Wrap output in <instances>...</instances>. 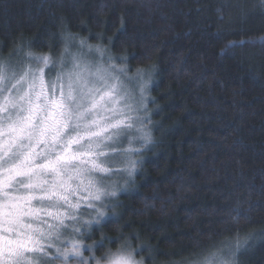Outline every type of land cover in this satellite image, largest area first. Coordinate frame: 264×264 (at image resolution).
I'll return each instance as SVG.
<instances>
[{
  "label": "trees",
  "instance_id": "1",
  "mask_svg": "<svg viewBox=\"0 0 264 264\" xmlns=\"http://www.w3.org/2000/svg\"><path fill=\"white\" fill-rule=\"evenodd\" d=\"M62 33L71 52L98 46L124 79L148 78L151 142L131 143L135 175L84 245L193 264L239 238L236 264H264L262 0H0V58L58 54Z\"/></svg>",
  "mask_w": 264,
  "mask_h": 264
},
{
  "label": "snow or ice",
  "instance_id": "2",
  "mask_svg": "<svg viewBox=\"0 0 264 264\" xmlns=\"http://www.w3.org/2000/svg\"><path fill=\"white\" fill-rule=\"evenodd\" d=\"M74 39L62 33L58 54L28 48L18 49V58H0V264H89L76 237L88 235L106 215L105 197L117 195L113 178L123 171L132 175L134 149L125 144L151 142L136 115L146 108L144 71L136 70L137 98L120 79L126 68H117L111 56L105 67L98 46L101 60L71 52ZM82 207L93 210L91 219L83 218ZM247 243L237 238L227 253L210 249L193 264H236ZM135 252L126 240L89 259L144 264Z\"/></svg>",
  "mask_w": 264,
  "mask_h": 264
},
{
  "label": "rangeland",
  "instance_id": "3",
  "mask_svg": "<svg viewBox=\"0 0 264 264\" xmlns=\"http://www.w3.org/2000/svg\"><path fill=\"white\" fill-rule=\"evenodd\" d=\"M81 48H80V51H82L84 54H86L87 55V57L89 58V59H94V60H101V57H100V55H98L99 53H95V50H94V52L92 53L91 51H89V49H88V47H83V46H80ZM93 51V50H92ZM110 55H104V57L102 58V60H103V62H104V66L105 67H108V64H107V60H108V57H109ZM14 57H16V56H14ZM9 58H13V57H9ZM8 58V59H9ZM16 58H18V57H16ZM7 60V59H6ZM112 62H113V59H112ZM117 68H119V67H117ZM136 76H134V78H127V79H124L123 78V76H121L120 77V79L122 80V81H124V84L127 86V88L130 90V91H132L133 93H134V95L137 97V98H139V83L137 82V80H136V78H135ZM143 79H144V81H146L148 78H147V75H146V73L144 72V77H143ZM149 81V80H148ZM144 96H145V103H147V96H148V84H147V88L145 89V93H144ZM146 106H147V104H146ZM145 109L146 108H142L141 110H140V112L138 113V114H136V115H140V117H142V114L141 113H143L144 114V112H145ZM144 123V122H143ZM142 123V124H143ZM142 124H140L139 126H141L142 127ZM145 126V125H144ZM135 135H139V133H136ZM136 141H139V139H134L133 141H132V144H133V142H136ZM125 147H131L132 149H134V147L132 146V145H128L127 143L125 144ZM135 153V149L129 154V156H130V159L132 160V161H134V159H133V157H132V155ZM120 167L121 168H126L127 167V165L126 164H124V165H120ZM135 175V172H134V169H133V173H132V175L131 176H129L128 175V173H127V171H123V172H121L120 174H118V175H116L114 178H113V181H114V184H115V188L117 189V195H118V192H119V190L121 191V190H125V188H127L128 186H129V184H130V178L132 179L133 178V176ZM125 179V180H124ZM126 181V182H125ZM117 195L115 196V197H105V200H106V202H107V207H108V209H107V207L104 209V211H105V213H106V215H108L109 213H112L113 212V204H111V203H113L114 201H117ZM110 208V209H109ZM112 209V210H111ZM80 212L81 213H83L84 214V219H91L92 217L90 216V218H89V215H88V213H93V210L92 209H84L83 207L80 209ZM94 214V213H93ZM103 219V218H102ZM102 219H101V222H102ZM94 226H96V224H93L92 225V227H94ZM91 227V228H92ZM91 230V229H90ZM77 239H80L79 238V235L76 237ZM68 239H71V238H69V237H65L64 238V240L65 241H67ZM229 249V248H228ZM226 252L225 253H227V251L228 250H225ZM89 253V254H88ZM92 255H95L94 254V252H90V251H88L87 250V246L86 245H84V251H83V258L84 259H88L89 260V264H92V261H91V259H89ZM73 259H75V258H73ZM135 259L136 260H138L136 257H135Z\"/></svg>",
  "mask_w": 264,
  "mask_h": 264
}]
</instances>
